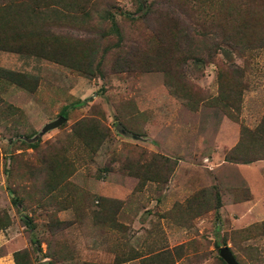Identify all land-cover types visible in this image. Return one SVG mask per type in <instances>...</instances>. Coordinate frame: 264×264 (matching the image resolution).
<instances>
[{
	"label": "rangeland",
	"instance_id": "rangeland-1",
	"mask_svg": "<svg viewBox=\"0 0 264 264\" xmlns=\"http://www.w3.org/2000/svg\"><path fill=\"white\" fill-rule=\"evenodd\" d=\"M222 247L264 264V0H0V264Z\"/></svg>",
	"mask_w": 264,
	"mask_h": 264
},
{
	"label": "water",
	"instance_id": "water-1",
	"mask_svg": "<svg viewBox=\"0 0 264 264\" xmlns=\"http://www.w3.org/2000/svg\"><path fill=\"white\" fill-rule=\"evenodd\" d=\"M65 118L60 116L56 121L54 122H51L50 124H47L40 135L48 132V131H51V130H54V129H57L58 127H60L62 124L65 123ZM218 254L220 256V258L226 263V264H238L237 261L235 260L233 254L231 253V251L229 250V248L227 247H222L219 249L218 251Z\"/></svg>",
	"mask_w": 264,
	"mask_h": 264
},
{
	"label": "trees",
	"instance_id": "trees-1",
	"mask_svg": "<svg viewBox=\"0 0 264 264\" xmlns=\"http://www.w3.org/2000/svg\"><path fill=\"white\" fill-rule=\"evenodd\" d=\"M61 115H62V116H65L66 114H65V113H62ZM25 221H26L25 224H26V225L29 227V229L31 230V229H32L31 223H30L29 220L26 219V218H25ZM31 242H32L33 245L36 246L37 249H39V247H38V243H37V241L35 240L34 237H32ZM39 264H51V263H50V262H47V261H43V260H41V261L39 262Z\"/></svg>",
	"mask_w": 264,
	"mask_h": 264
},
{
	"label": "crops",
	"instance_id": "crops-1",
	"mask_svg": "<svg viewBox=\"0 0 264 264\" xmlns=\"http://www.w3.org/2000/svg\"><path fill=\"white\" fill-rule=\"evenodd\" d=\"M249 182V181H248Z\"/></svg>",
	"mask_w": 264,
	"mask_h": 264
}]
</instances>
